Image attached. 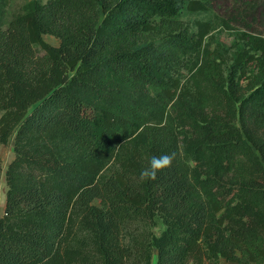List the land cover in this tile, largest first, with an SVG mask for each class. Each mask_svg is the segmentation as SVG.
Here are the masks:
<instances>
[{
  "label": "trees",
  "instance_id": "1",
  "mask_svg": "<svg viewBox=\"0 0 264 264\" xmlns=\"http://www.w3.org/2000/svg\"><path fill=\"white\" fill-rule=\"evenodd\" d=\"M217 1L28 0L0 19V264H264V33L228 45L184 20Z\"/></svg>",
  "mask_w": 264,
  "mask_h": 264
},
{
  "label": "rangeland",
  "instance_id": "2",
  "mask_svg": "<svg viewBox=\"0 0 264 264\" xmlns=\"http://www.w3.org/2000/svg\"><path fill=\"white\" fill-rule=\"evenodd\" d=\"M28 0H0V19L7 27L9 21L21 11L22 6ZM47 3L48 0H43ZM213 20L216 29L212 33L215 40L221 39L230 45L241 32L264 33V0H218L213 12L209 14L192 15L184 18L188 23L196 20ZM45 41L51 45L59 46L60 41L46 35ZM216 46L213 45L212 49ZM43 54V53H42ZM2 114H0L1 118ZM14 142L11 140L7 145L0 143V219L3 217L6 208V196L8 186L6 182V172L9 165L15 158ZM99 204V201H96ZM154 233L159 236L165 226L160 218L155 220ZM156 252L153 264H156Z\"/></svg>",
  "mask_w": 264,
  "mask_h": 264
},
{
  "label": "clouds",
  "instance_id": "3",
  "mask_svg": "<svg viewBox=\"0 0 264 264\" xmlns=\"http://www.w3.org/2000/svg\"><path fill=\"white\" fill-rule=\"evenodd\" d=\"M172 162V157L169 155L162 156H153L150 161V168H146L141 171L142 179H155L158 173V170L164 169L170 166Z\"/></svg>",
  "mask_w": 264,
  "mask_h": 264
}]
</instances>
